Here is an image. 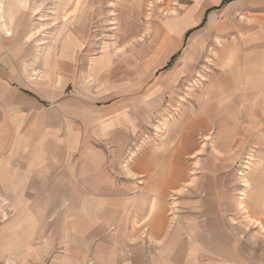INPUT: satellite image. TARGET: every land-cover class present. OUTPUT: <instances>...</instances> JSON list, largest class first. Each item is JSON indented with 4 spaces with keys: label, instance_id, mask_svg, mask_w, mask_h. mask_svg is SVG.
<instances>
[{
    "label": "crops",
    "instance_id": "0c3cea01",
    "mask_svg": "<svg viewBox=\"0 0 264 264\" xmlns=\"http://www.w3.org/2000/svg\"><path fill=\"white\" fill-rule=\"evenodd\" d=\"M223 1L203 0L185 38L230 35L210 102L149 141L161 82L72 94L54 63L40 75L23 58L7 36L11 0H0V264H264V203H249L245 222L230 156L261 122L264 0Z\"/></svg>",
    "mask_w": 264,
    "mask_h": 264
},
{
    "label": "rangeland",
    "instance_id": "374dc122",
    "mask_svg": "<svg viewBox=\"0 0 264 264\" xmlns=\"http://www.w3.org/2000/svg\"><path fill=\"white\" fill-rule=\"evenodd\" d=\"M8 6L7 36L19 44L24 59L37 60L38 74L54 63L56 74L71 79L72 94L89 86L93 97L107 98L161 82L165 101L152 118L149 141L170 139V124L190 106H201V96L210 102L207 93L222 70L219 49L230 40L220 28L207 33L206 27L185 40L201 21L203 0H11ZM173 54L175 61L166 69ZM239 94L237 104H245L244 93ZM262 110L259 128L230 154L245 222H253L249 203L256 208L259 200L264 203ZM216 135L217 130L211 140ZM140 149L134 148L136 154Z\"/></svg>",
    "mask_w": 264,
    "mask_h": 264
},
{
    "label": "trees",
    "instance_id": "16d2710c",
    "mask_svg": "<svg viewBox=\"0 0 264 264\" xmlns=\"http://www.w3.org/2000/svg\"><path fill=\"white\" fill-rule=\"evenodd\" d=\"M228 1H231V0H224L223 3L228 2ZM176 56H177V54L172 57V59L170 60V62L167 65V67H169L173 63V61L176 58Z\"/></svg>",
    "mask_w": 264,
    "mask_h": 264
}]
</instances>
